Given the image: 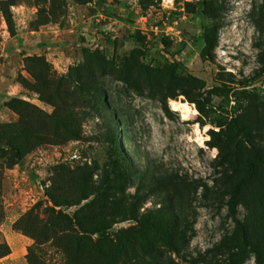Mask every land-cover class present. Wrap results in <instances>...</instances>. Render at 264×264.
I'll list each match as a JSON object with an SVG mask.
<instances>
[{
	"label": "rangeland",
	"instance_id": "obj_1",
	"mask_svg": "<svg viewBox=\"0 0 264 264\" xmlns=\"http://www.w3.org/2000/svg\"><path fill=\"white\" fill-rule=\"evenodd\" d=\"M199 1L161 0L149 9L138 0H93L86 6L67 1L51 14L42 0H0V124L18 121L6 106L16 97L59 115L75 134L36 148L18 164L9 160L6 147L0 151V253L10 251L0 264L62 263L60 251L50 244L39 250L27 231L35 233V226L44 227L59 213L74 215L94 199L75 205L82 181L95 189L107 180L115 161L112 134L131 169L122 167L125 209L110 211L109 233L138 227L141 216L168 204L163 198L168 196L183 224L175 245L160 246V264L227 263L232 254L226 244L236 226L227 208L233 171L208 142L211 131L219 132L215 123L221 116L251 112L260 121L252 130L256 147L264 148V75L255 76L264 62V0H226L211 60L201 57L203 36L216 22L196 12ZM36 57L46 59L49 79L56 82L49 89L58 92L54 105L20 83L34 82L26 65ZM173 63L185 70H173ZM86 65L106 94L101 101L72 78ZM171 100L186 106L185 118ZM234 138L226 130L228 148ZM62 168L79 177L80 187L57 179ZM133 197L137 217L128 214ZM247 213L240 205L236 219L243 221ZM246 255L236 264H264Z\"/></svg>",
	"mask_w": 264,
	"mask_h": 264
},
{
	"label": "trees",
	"instance_id": "obj_2",
	"mask_svg": "<svg viewBox=\"0 0 264 264\" xmlns=\"http://www.w3.org/2000/svg\"><path fill=\"white\" fill-rule=\"evenodd\" d=\"M42 1L45 5H49V12L55 14L60 7H64L67 1L86 6L93 0ZM160 1L138 0L143 9L155 7ZM11 5L13 4H9V6ZM196 6L198 14L216 22L205 30L203 36L204 47L201 57L203 60H211L218 44V33L221 27L217 23V18L226 9V0H201ZM4 12L8 25H12V15L8 7ZM132 38L135 39V36ZM98 58L101 60L99 56ZM103 66V62L97 63V68L101 69ZM26 67L34 82L23 79L20 82L22 87L26 91L36 93L42 102L54 105V95L56 100H59L58 92L56 88L55 93L53 91L54 95L49 91L51 87L56 86V82L52 83L49 79L46 59L42 57L29 58ZM171 67L175 71L184 69L179 63H173ZM263 75L264 62L255 73L257 78ZM72 78H76L78 85H81L80 90L87 88L88 91H93L98 101H101L102 95H106L103 89L98 86L97 78L89 65L75 70ZM80 80L82 82L79 83ZM6 106L19 117L17 122L0 124V151H6L4 150L6 147L9 152L7 156L13 164L20 163L26 154L42 145L57 144L75 138L69 122H64L57 114L48 115L16 97L10 98L6 102ZM252 109L248 108V111ZM164 110L167 114H171L166 105ZM260 115L264 116V114ZM255 116L257 115L251 112L241 118L221 116L215 123L220 130L219 132L211 131L212 138L208 142L210 148L219 149L222 164H229L233 171L227 208L228 214L235 220L236 226L230 239L231 243L226 244V247L231 246L229 252L232 254L226 264H236L239 255L246 258L248 252L264 261V148H257L254 141L252 130L255 125L260 123L259 120L254 121ZM226 130L235 134L230 148L224 140ZM110 142L114 146L113 158L115 161L112 163L111 169L106 172L107 180L102 182L104 185L94 189V186L89 182L87 184L82 181L80 187L75 183L79 177L75 173L67 172L64 168L60 169L56 175L57 179L65 181L66 184L74 188L80 187L79 191L82 194L75 205L80 204L81 201L89 200L92 196L94 199L74 215L59 213L44 227L35 226L34 228H37L34 229L35 233L27 232L33 237L34 245L39 250H42L43 245L50 244L60 251L63 255L61 264H160V246L175 245L181 235L180 229L183 224L181 216L176 213L172 198L164 196V202L168 204L162 205L155 213L141 216L138 227L120 231L114 237L109 233L110 224L108 226L106 223V217L113 216L110 213L113 207L124 208V191H119L124 182L122 167L124 170L131 169L124 162L125 157L118 146L115 134H112ZM246 145L248 147H245ZM117 164H120V167ZM106 188L110 191H101ZM88 189L90 190L89 194H87ZM133 198L134 202L130 204L128 214L137 217L140 207L137 197ZM53 201L57 205V202H60L57 198H54ZM240 205H243L248 211L243 221L236 219ZM93 235L96 239H93ZM43 236L44 239H42ZM9 253L10 251L7 249L6 252L0 253V258Z\"/></svg>",
	"mask_w": 264,
	"mask_h": 264
},
{
	"label": "bare ground",
	"instance_id": "obj_3",
	"mask_svg": "<svg viewBox=\"0 0 264 264\" xmlns=\"http://www.w3.org/2000/svg\"><path fill=\"white\" fill-rule=\"evenodd\" d=\"M170 105L172 106V108L174 110L180 111L182 113L183 117L185 118L186 113H187V108L182 102H179L176 100H171ZM198 140L200 142L204 141V137L200 133L198 134Z\"/></svg>",
	"mask_w": 264,
	"mask_h": 264
}]
</instances>
